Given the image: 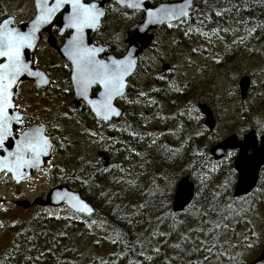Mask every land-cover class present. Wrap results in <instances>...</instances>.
<instances>
[{
  "label": "trees",
  "instance_id": "trees-1",
  "mask_svg": "<svg viewBox=\"0 0 264 264\" xmlns=\"http://www.w3.org/2000/svg\"><path fill=\"white\" fill-rule=\"evenodd\" d=\"M193 3L190 19L166 29L170 47L186 45L196 49L194 54L204 55L210 48L221 58L212 47L225 44L229 35L241 34L245 35L243 42L226 46L224 56L243 52L264 59V0ZM130 19L124 17L127 22ZM109 23L105 20L107 29ZM252 29L255 31L247 34ZM121 33H125L123 28ZM143 62L141 57L136 73L149 75ZM140 91L146 95L139 97ZM129 96L134 103L122 104L123 115L115 127L104 124L100 132V125L91 116L90 126L103 136L102 143L92 142L85 133L88 123L83 121L76 142L55 153L54 165L80 177L57 180L77 190L94 214L85 217L68 211L64 218H58L41 214V208L34 213L15 207L0 211L1 233L8 240L5 248L0 246V264H249L255 258L264 226V219L259 221L264 192L256 190L264 189V174L251 195L233 198L236 173L227 189L219 187L233 159L228 168L214 167L220 161H213L206 149L220 137L204 125H192L200 115L190 102L191 90L181 79L155 80L151 90L144 87L137 91L129 84L125 98ZM214 101L215 105L221 103L216 98ZM138 111L150 120L149 126L142 123ZM251 121L255 123L252 112ZM198 129L202 130L199 136ZM107 133H113L114 138H108ZM72 146H78L82 153L73 155ZM99 150L110 158L106 172L96 153L93 160L85 156ZM138 166L149 168L146 177L136 174ZM54 173L58 176L55 169ZM186 175L194 183L193 199L183 212L175 214L171 211L172 196L178 179ZM217 223L227 224V228L214 229L206 236ZM154 248L158 251L153 252Z\"/></svg>",
  "mask_w": 264,
  "mask_h": 264
},
{
  "label": "snow or ice",
  "instance_id": "snow-or-ice-1",
  "mask_svg": "<svg viewBox=\"0 0 264 264\" xmlns=\"http://www.w3.org/2000/svg\"><path fill=\"white\" fill-rule=\"evenodd\" d=\"M117 2L124 3L125 0H117ZM127 7L142 12L145 25L168 23L170 20L175 21L177 17L183 19L190 15L191 11L189 0H185L182 5H161L158 8L147 7L143 0H128ZM186 8L188 11H185ZM105 11L102 5L98 6L95 0H35L34 15L24 25L26 31L14 26L12 19H0V172L6 176L11 175V178L17 183L22 179H30V176L24 173L25 169L42 171L45 175L55 169L60 179H80L75 174L67 173L65 168L51 163L47 170L43 168L42 158H47L54 153L56 146L53 144L54 138L46 134L48 126L43 122L26 124V121L31 120L30 116L23 114L28 105L21 106L13 101V96L17 94L16 85L22 76L37 79V87L41 83L45 86L51 84L63 93H70L82 105V108L88 110L98 125L107 124L109 127H115L110 123L113 116L120 115L113 103L115 98L125 99L127 103H134V101L125 98L126 78L133 73L136 67L139 49L135 47V41L141 37L133 32L128 40L132 47L128 48L119 58L110 55L101 58L100 53L104 51L103 47L94 46L86 39L87 30H96L100 26ZM220 14L217 13V15ZM57 17L59 20L53 23ZM168 26L171 27L172 24L168 23ZM47 28H54L57 34L62 37V47L57 51L62 54L65 63L54 67H59L67 72V86L64 88H60L57 81L50 79L43 72L34 70L31 66L32 61L27 60L25 56V50H34L39 40V33L42 30L46 31ZM140 31L143 32L144 29L141 28ZM254 31L255 29H252L247 34ZM201 35L207 34L201 33ZM243 40L244 37H241L239 42L242 43ZM234 43L236 42L234 41ZM192 51L195 52L196 49H192ZM217 62L219 61L217 60ZM93 88L96 89L94 94L91 91ZM173 90L180 91L181 89L173 88ZM145 95L143 91L138 93L139 97ZM61 116L67 118L69 113L63 112ZM51 127L56 130L60 128L55 121L51 123ZM261 127L264 128V124H261ZM85 133L93 143H102L104 140L103 136H98L95 131L85 129ZM129 134L136 135L135 133ZM196 135L199 136L200 133H196ZM55 139L61 141L66 138L56 137ZM64 146L63 143H59L60 148ZM216 152L219 153L220 164L214 166L215 168H228L233 157L236 161L235 165L229 168L228 174L219 187L227 189L231 183L232 175L239 171V185L246 194L251 195L248 193L249 181L258 168H264V138L261 140L260 147H257L249 137H244L242 143H237L233 137L230 140H225L222 144H216L209 148L210 155ZM198 154L202 155V153ZM137 155L139 154L137 153ZM107 170V167L103 169L105 172ZM82 183H88V181H82ZM156 191L161 195L164 194L162 189H156ZM256 191L264 192V189ZM67 195L57 192V203L65 201ZM217 195L220 193L218 192ZM71 201V207L77 212L92 211L76 196H72ZM0 211H5V209L0 206ZM231 215L235 216L238 213H231ZM224 219H228V217H224ZM221 227L226 229L227 224L217 223L213 228L208 229L205 235L210 236L214 229L218 230ZM252 235L256 234L252 233ZM201 243L203 244V242ZM152 251L157 252L158 249L154 248ZM147 259H151V257H147Z\"/></svg>",
  "mask_w": 264,
  "mask_h": 264
},
{
  "label": "rangeland",
  "instance_id": "rangeland-1",
  "mask_svg": "<svg viewBox=\"0 0 264 264\" xmlns=\"http://www.w3.org/2000/svg\"><path fill=\"white\" fill-rule=\"evenodd\" d=\"M114 13L119 12L113 10L112 14ZM33 14L34 7L31 0H0V19L12 16L15 22L14 25L26 23L30 20ZM125 16L126 15L122 13V20H120L118 24L112 23L111 27L114 30L111 32L114 33L115 31H118L119 27V31H121L122 28L123 31L127 29L131 23H127L124 20ZM120 24L121 26H118ZM165 37L166 32L164 30L158 31L155 35L156 40H154V44L151 46V51H146L142 56L144 59L142 66L149 67V75L136 74L130 80V84L134 85L137 91L143 89L144 87L151 90L154 81L162 80L161 77H163V79H181V81L185 83L186 87L191 90L193 98L190 102L194 104L203 103L211 108L213 113L216 114L217 126L215 127L214 132L220 137V140H222V138L232 134L231 122L233 120H238L237 111L241 108V101L237 88L238 81L242 76H248L251 80L250 87L243 102L248 105L250 111L253 112V115L255 114L254 119L260 125L258 130L264 131V128L261 127V124H264V59L243 52L233 54L230 58L224 56L226 46H230L234 43V41H239L241 37H244L245 39V35H229L225 44L220 43L216 44L215 48L212 47L213 50L221 54V58H217L216 54L211 52L210 48L208 49V54L204 55L194 54L192 47L189 48L186 45H176L174 47H170L169 41L165 40ZM120 42L119 38H117L116 44L118 47L120 46ZM37 54L39 58H42L43 56H49L50 52L43 44H41L39 45ZM217 60L219 62H217ZM163 64L170 66L169 71L166 73L161 71ZM58 84L61 88H64L65 86L62 80H60ZM26 89L27 88H24L23 91L24 95L27 96V92H29V90ZM26 98L29 99V96ZM129 98L132 100L133 97L129 96L127 97V100H129ZM215 98L217 102H221L219 106H216V110L213 108ZM122 102L123 103H120L121 107L126 101L122 100ZM179 111H181V108ZM138 116L141 120H143L142 123H144V125L147 124L149 126L150 120H148L147 117H143L140 111H138ZM152 118H154V116H152ZM199 124L202 125V121L199 118H197L195 122L192 121L193 126H197ZM79 128L80 127L78 125H75L74 130L67 135L69 141L76 142V136L78 135ZM197 131L202 134L201 129H198ZM209 148L210 147L206 150L208 151ZM71 152L73 155H78L82 153V150L78 146H72ZM95 153L96 152H91L85 156L90 160H93ZM52 164L54 165V163ZM136 171L138 176L146 177L149 173V168L145 166H138ZM263 174L264 168L261 171L260 178ZM57 179L59 178L55 175L54 170L49 172L48 175H45L41 171L31 179L16 187L13 186L8 175L6 176L2 174L0 175V198L4 201L22 199L31 203L34 199L44 196L50 188L65 185ZM66 186L74 190L69 185ZM2 207L5 211L10 209L9 205H3ZM35 210L36 208L33 207L27 211L28 213H34ZM40 213L47 216L64 218L67 213L70 212H68L66 208L62 207L59 209L43 210L40 211ZM263 219L264 207H262L259 212V221L261 222ZM263 231L264 226L261 238ZM1 232L0 228V246L5 248L8 244V240L6 236H4V233ZM259 250L260 247L254 257L258 255ZM88 254L91 255L92 252L88 251Z\"/></svg>",
  "mask_w": 264,
  "mask_h": 264
},
{
  "label": "flooded vegetation",
  "instance_id": "flooded-vegetation-1",
  "mask_svg": "<svg viewBox=\"0 0 264 264\" xmlns=\"http://www.w3.org/2000/svg\"><path fill=\"white\" fill-rule=\"evenodd\" d=\"M102 1L103 0H95L96 3H100ZM172 1H178V0H165V1L161 0L159 2H154L153 0H149V4L152 6H155V5H158L160 3L172 2ZM31 2H32L33 7H34L33 0H31ZM104 9L106 10L105 16L101 19V23H100V26L98 27V29L91 33L90 39L92 40V42L94 44H97L98 42H100V43H102L103 46H107V49L104 51V54H111L114 57H120L125 52L124 41L126 38V31L130 25L140 21L141 13H139L137 11H129L125 8L117 6L115 3L105 4ZM113 10H116V12H119V13L112 14ZM34 11H35V9H34ZM123 11H125L126 16H130L131 21H128V22L126 21V22L131 23V24H129V26L125 30L124 35H122L121 31H119L120 27H119L118 31H115L114 33L111 32L112 30H114L111 27L112 23L118 24L119 21L122 20L121 15H122ZM136 14H138L139 17H136ZM193 14H194V9H193ZM32 17L33 16H31V18ZM112 18H113V20H112ZM136 18H137V20H136ZM58 20H59V17H57V20L53 21V23H56ZM105 20H109V22H110L108 29H107V27H105ZM134 20H136V21L134 22ZM182 21H184V20L178 21L176 23H172L171 27H169L168 24L157 27L155 30L152 31V33L154 35V40H156L155 35L158 33V31H160V30L166 31L167 28L168 29L173 28L178 23H181ZM14 24H15V22H14ZM118 26H121V24ZM105 29H107V32L105 31ZM123 36H124V41H123ZM50 37H53L54 44L56 45L57 48L62 46V43H61L62 37L59 34H57V32L54 28H50L49 33L43 32L41 34L40 41L37 43V45L33 51L32 66L34 68L40 70L41 72H43L50 79L57 81V83H59L60 80H62L63 84L65 85L64 87H66L67 86V84H66V77H67L66 70L61 69L59 67H54L55 65L65 63V60H63L59 56V54L55 51V49L50 46V44L48 42V39ZM117 38H119V41H121L119 43V45H120L119 47L116 44ZM41 44H43L49 50V52H50L49 56H43L42 58L38 57L37 53L39 50V45H41ZM152 44H154V41ZM122 46H124V47H122ZM151 46L147 49V51H149V50L151 51ZM123 49H124V51H123ZM100 57L103 58V55H100ZM136 72H137V68H136L134 75L137 74ZM134 75L129 79L128 86L130 84V80L134 77ZM24 88H27L26 90H29V92H27V96H29V99H27L26 98L27 96L24 95V91H23ZM237 88H238V84H237ZM91 91L94 94L96 89L93 88ZM238 92H239V89H238ZM16 93L17 94L13 96V101L16 104H19L21 106L28 105V108H26L24 110L23 114L30 116L31 120L26 121V124H34V123L43 122L45 125L48 126L46 128V134L54 138L53 144H54V146H56V151L54 153L50 154V159L47 161L46 169L49 167V163L52 164V163L56 162L55 153L63 152L65 149H67L69 147L71 141H69V138L67 137V135L74 130L75 125H78L80 127L79 123L84 121V122L88 123L86 125L87 130L88 131H94V130H92V127L90 126L91 115L89 114L88 110L85 108H82V105L80 103L77 107H75V105L73 103L74 97L70 93L60 92V90H58L56 87H54L51 84L47 85L46 87H37L33 81H29V80L18 83L16 86ZM126 95H127V93L125 94V97H126ZM239 98H240V96H239ZM122 100L123 99L120 98V99H117L115 102L117 105L120 106V103L122 102ZM240 103H241V108H239L237 111L238 112L237 113L238 114V120H233L231 122V124H232V128H231L232 134L231 135L236 136L238 140H242L243 137L247 133H249L250 131H254L256 139L258 140L261 136H264V131L258 130V127L260 126L258 122L255 121V123H253L251 121V111H250L248 105H246L245 102H243V101H241ZM191 104H193L195 106L197 112L200 115L199 119H201L202 125H204L203 124L204 117L200 114V112L197 108L199 104H203V103H195L194 104L191 102ZM216 106H219V104L213 105V108L215 110H216ZM71 110H74V111H71ZM210 110H211L213 118H214V127L211 131H214L215 127L217 126V118H216V114L213 113V110L211 108H210ZM63 112H68L69 116L67 118L62 117L61 113H63ZM53 121H55L56 123L59 124V126H60L59 130L53 129L51 127V123ZM116 123L117 122H112L111 124L116 125ZM252 125L255 128L252 129L251 128ZM99 129L101 132L102 125H100ZM56 137H63L66 139L61 140V141H57L55 139ZM226 137H228V136H226ZM226 137H224V138H226ZM224 138H222V139H224ZM59 143H63L65 146L63 148H60ZM234 158L235 157H233V160H234ZM37 174L38 173H35L32 177H34ZM17 186H19V185H17ZM44 196H41V197L44 198ZM12 201L13 200L3 201V203L0 206L9 205L10 208H12L13 207L11 204ZM33 207L41 208L43 210L51 209V208L38 207L36 205H32V203H31L28 210L33 208ZM60 208H62V207H60ZM57 209H59V208H57ZM18 210H20V209H18Z\"/></svg>",
  "mask_w": 264,
  "mask_h": 264
},
{
  "label": "water",
  "instance_id": "water-1",
  "mask_svg": "<svg viewBox=\"0 0 264 264\" xmlns=\"http://www.w3.org/2000/svg\"><path fill=\"white\" fill-rule=\"evenodd\" d=\"M127 2H128V0H125L124 3H118L117 0H103L102 2L97 3V4H98V6L102 5V7L104 8L105 4L115 3L117 6L125 8V9H127L129 11H137L135 9L128 8L127 7ZM33 3H34V9H35V0H33ZM143 3L149 8H152V7H157L158 8L161 5H171V4H181L182 5V4L185 3V0L165 2V3H160L158 5H155V6L150 5L149 4V0H143ZM189 3H190V9H191L190 15L185 16L183 19H180L179 17H177V19L175 21H171L170 20L168 23L172 24V23H176V22L181 21V20L190 19L192 17V15H193V9H194L193 0H189ZM185 11H188V9L186 8ZM137 12L141 13L140 21H138V22H136V23H134V24H132V25H130L128 27V29L126 31V38H125V41H124V46H125V51H126L128 48L132 47V45L128 43V40L130 38V35L133 32L137 36L141 37V39L135 41V47L139 49V51L137 53V62H136V67L133 70V73L130 74L129 77L126 78L127 83H126V88H125V94L127 93L128 81L134 75V73L136 71V68L138 66V62H139L140 58L142 57V55L145 53V51H147V49L153 43L154 35H153L152 31L155 30L159 26L168 24V23L160 22V23H156V24L145 25L143 23V19H142L143 18V13L140 12V11H137ZM3 19H12L13 24H14V18L12 16H7V17H5ZM26 23H23L21 25H14V26L19 27L22 30L26 31L27 29L24 28V25ZM100 23H101V21H100ZM137 25L139 27H135ZM141 28L144 29L143 32L140 31ZM49 31H50V28H47L46 31L42 30L39 33L38 42L40 41L41 34L43 32H48L49 33ZM94 31L95 30H87V32H86V39L90 43H93L92 40L90 39V35ZM48 42H49L50 46L52 48H54L55 51L59 54V56L63 59L62 54L57 51V49H59L60 47H58V48L56 47V45L54 44L53 37H50L48 39ZM37 43H36V45H37ZM95 45H99V46L103 47L104 51L107 49V46H103L102 43H100V42H98L97 44H94V46ZM33 51L34 50H25V56H26L27 60L32 61ZM104 51L100 53V55H103V57L104 56H109V55L113 56L111 54H104ZM115 58H119V57H115ZM32 68L34 70L40 71V70L34 68L33 66H32ZM169 69H170L169 65L163 64L162 68H161V71L165 73ZM28 80L29 81H33L35 83V85L37 86L38 80L35 79V78L27 77V76H22L20 82L28 81ZM250 81L251 80H250V78L248 76H242L239 79V81H238L239 96H240V100L241 101H244L246 96H247V93H248V90H249V87H250ZM39 87H46V86L41 83ZM117 99H120V98H115L113 103H114V106L119 110L120 115L118 117L113 116L111 118L110 123L119 122L121 116L123 115V108L121 106L117 105L116 102H115ZM73 103H74L75 107H77L79 105V103L75 99L73 100ZM197 108H198L200 114L204 117V121H203L204 127L207 130L211 131L213 129V127H214V118H213V115H212V112H211L210 108L207 105H205V104H199ZM107 137L112 139V138H114V134L113 133H107ZM233 137L235 138V141L237 143H242L243 142V139L242 140H238L236 136L231 135V136H228V137L222 139L221 141H219L216 144H222L225 140H230ZM244 137L251 138L252 141L255 143V145L257 147H260L261 140H262V138H264V136H261L257 140L254 131H250ZM216 144H214L211 147H214ZM236 151H238V149H236ZM208 154H209V150H208ZM246 154H249V153L246 152ZM210 156L213 159V161H215V162H219L220 161V156H219L218 152L212 153ZM96 158L99 159L102 162V167L103 168L109 166L110 158H109V156L107 155V153L105 151H103V150L97 151L96 152ZM42 159H43V168L45 169L47 167V161L50 159V156L47 157V158H42ZM235 163H236V161H235V158H234V160L232 162V166L235 165ZM262 169L263 168H258L256 170L255 174L253 175V177L250 179V181H249L250 187H248V193H251L256 188V186L258 184V181L260 179V175H261ZM23 171H24V173L26 175L30 176V178L35 173L41 172V171H38V170H35V169H25ZM235 173H236V181H235V184H234L233 190H232L233 198H240V197L248 195V194L245 193V191H243L241 189V187L239 185V175H240L239 171H237ZM2 174H4V173L0 172V175H2ZM8 176H9V178H10V180L13 183L14 186L20 185V184L24 183L25 181L29 180V179H22V180H20L19 183H17L16 181H14L11 178V175H8ZM57 192L68 194L67 198L65 199V201L57 203V201H56V193ZM193 195H194V183L191 181V179H190V177L188 175L182 176L178 180V182H177V184L175 186V190H174V193H173V196H172V201H171V211L173 213H175V214H179V213L183 212V210L191 203V201L193 199ZM72 196H76L77 198L82 200L85 204L88 205L89 208L92 209V211L91 212H87L86 210H82V211L77 212L75 209H73L71 207V202H72L71 201V197ZM3 201L4 200L0 198V205L2 204ZM31 203H32V205H36V206L42 207V208L57 209V208H60V207H65L70 212H72L73 214H75L77 216L89 217V216L94 214L93 207L85 199L82 198L81 194L78 191H76V190L70 189L66 185H60V186H55V187L50 188L48 190V192L45 194L44 198L38 197V198L34 199ZM31 203L29 201H27V200H22V199H16V200H13L11 202L12 206H14L15 208H18V209H22L23 211L28 210V208L30 207ZM263 261H264V231H263V234H262L261 247H260L259 253L251 262H249V264H260Z\"/></svg>",
  "mask_w": 264,
  "mask_h": 264
},
{
  "label": "bare ground",
  "instance_id": "bare-ground-1",
  "mask_svg": "<svg viewBox=\"0 0 264 264\" xmlns=\"http://www.w3.org/2000/svg\"><path fill=\"white\" fill-rule=\"evenodd\" d=\"M254 10V9H253ZM258 12V11H257ZM227 20V19H226ZM244 25V24H243ZM256 45V44H255ZM171 160V159H170ZM225 201H227V200H225ZM158 203V202H157ZM200 204V203H199ZM163 216V215H162ZM203 216V215H202ZM215 217V216H214ZM161 218V217H160ZM169 219V218H168ZM169 221V220H168ZM174 221V220H173ZM182 222V221H181ZM180 222V223H181ZM177 223H178V221H177ZM185 223V222H184ZM206 223V222H205ZM183 224V223H182ZM209 225V224H208ZM163 226V225H162ZM169 226V225H168ZM212 226V225H211ZM175 228V227H174ZM156 231V230H155ZM171 238V237H170ZM172 241V240H171ZM178 243V242H177ZM179 245V244H178ZM185 245V244H184ZM186 246V245H185ZM193 247V246H192ZM185 248V247H184ZM186 249V248H185ZM190 250V249H189ZM222 250V249H221ZM186 251V250H185Z\"/></svg>",
  "mask_w": 264,
  "mask_h": 264
}]
</instances>
